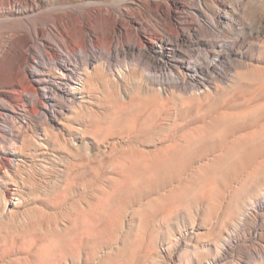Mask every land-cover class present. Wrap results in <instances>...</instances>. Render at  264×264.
Listing matches in <instances>:
<instances>
[{
  "label": "rangeland",
  "instance_id": "1",
  "mask_svg": "<svg viewBox=\"0 0 264 264\" xmlns=\"http://www.w3.org/2000/svg\"><path fill=\"white\" fill-rule=\"evenodd\" d=\"M164 2L150 73L95 51L38 116L0 101V264H264V0Z\"/></svg>",
  "mask_w": 264,
  "mask_h": 264
},
{
  "label": "bare ground",
  "instance_id": "2",
  "mask_svg": "<svg viewBox=\"0 0 264 264\" xmlns=\"http://www.w3.org/2000/svg\"><path fill=\"white\" fill-rule=\"evenodd\" d=\"M164 1L139 0L135 7L122 8L125 0L119 7L103 0H71L60 5L49 0H0V101L25 107L30 118L38 116L39 109L49 105L51 89L65 98L84 90L86 82L76 79L75 63L80 61L87 73L95 51L105 56L103 67L112 61L117 48L133 55L137 65L150 73L145 45L159 43L158 30L177 36L183 33L173 22L181 6L175 3L174 11ZM124 16L132 17L134 23ZM45 76L52 80L50 87Z\"/></svg>",
  "mask_w": 264,
  "mask_h": 264
}]
</instances>
